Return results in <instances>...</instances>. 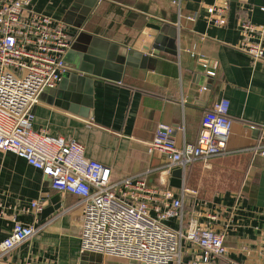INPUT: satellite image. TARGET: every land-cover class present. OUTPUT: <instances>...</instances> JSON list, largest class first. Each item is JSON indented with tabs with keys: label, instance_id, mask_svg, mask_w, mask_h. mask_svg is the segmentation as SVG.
<instances>
[{
	"label": "crops",
	"instance_id": "1",
	"mask_svg": "<svg viewBox=\"0 0 264 264\" xmlns=\"http://www.w3.org/2000/svg\"><path fill=\"white\" fill-rule=\"evenodd\" d=\"M223 3L226 24L216 27L207 9ZM30 13L59 23L72 42L60 82L30 108L33 130L77 141L114 179L146 173L149 185L171 188L165 156L147 151L156 127L169 126L178 147L194 144L203 114L229 102L225 153L193 163L175 190L183 195L185 227L194 218L224 235L225 254L213 264H264V60L244 51L259 36L239 28L264 25V0H32ZM155 40L163 49L157 55ZM135 54L155 61L140 67ZM79 64L88 69L80 72ZM36 201L38 214L29 210ZM56 202L59 210L45 216ZM15 224L36 233L0 254V264H133L81 253L78 198L53 191L39 170L0 152V242ZM178 224L165 222L175 230ZM183 244L187 264L198 254Z\"/></svg>",
	"mask_w": 264,
	"mask_h": 264
},
{
	"label": "built area",
	"instance_id": "2",
	"mask_svg": "<svg viewBox=\"0 0 264 264\" xmlns=\"http://www.w3.org/2000/svg\"><path fill=\"white\" fill-rule=\"evenodd\" d=\"M31 1H0V152L13 153L39 170L53 191L78 198L81 253L133 264H181L185 243L198 254L187 264H213L225 254L224 235L199 227L194 218L185 227L183 195L177 190L149 185L146 173L114 179L110 168L87 158L77 141L33 130L30 108L44 89L60 82L72 42L51 18L26 15ZM227 9V3L208 8V19L216 27L224 26ZM239 28L244 35L259 36L257 42L246 41L244 51L253 61L264 60V25L243 22ZM214 70L207 74L214 76ZM228 113L227 100L214 103L201 118L194 144L180 147L171 128L160 124L147 151L165 156L164 173L180 169L185 174L193 163H207L225 153L232 128ZM260 154L264 157V150ZM41 209L36 201L29 210L38 214ZM170 219L179 223L178 229L165 225ZM35 233L34 227L15 224L0 242V254Z\"/></svg>",
	"mask_w": 264,
	"mask_h": 264
},
{
	"label": "water",
	"instance_id": "3",
	"mask_svg": "<svg viewBox=\"0 0 264 264\" xmlns=\"http://www.w3.org/2000/svg\"><path fill=\"white\" fill-rule=\"evenodd\" d=\"M97 1V0H96ZM155 30H158L160 32H162V29L160 28H157V27H154ZM160 45V42L158 43V40H155V44L152 45V49H154V52L153 54L154 55H157L158 52H161L163 49L158 46ZM148 49L145 48V51H147ZM130 55H134V54H130ZM135 56L138 58L139 57V66H143V64H145V62H154L155 61V57H148L147 55H136ZM79 69L80 72H85L88 67L85 66L84 64H79L77 66ZM205 91H203L204 93ZM184 173L182 172V170L180 169H174L173 171H171V177H170V180H169V186L173 189H182L183 188V181H184ZM57 201V200H55ZM60 208V205L58 202H56L55 204H53V207H49L48 209H45L43 214L46 216V215H49V214H53L55 211L59 210Z\"/></svg>",
	"mask_w": 264,
	"mask_h": 264
},
{
	"label": "trees",
	"instance_id": "4",
	"mask_svg": "<svg viewBox=\"0 0 264 264\" xmlns=\"http://www.w3.org/2000/svg\"><path fill=\"white\" fill-rule=\"evenodd\" d=\"M190 168H191V166L187 170L190 171ZM186 178H187L186 179L187 180V185L190 187V185H191L190 183H191V179H192V177L190 176V173L186 175Z\"/></svg>",
	"mask_w": 264,
	"mask_h": 264
}]
</instances>
